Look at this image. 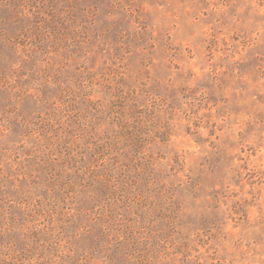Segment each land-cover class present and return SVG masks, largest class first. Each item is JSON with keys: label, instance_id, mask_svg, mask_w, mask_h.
Masks as SVG:
<instances>
[{"label": "rangeland", "instance_id": "374dc122", "mask_svg": "<svg viewBox=\"0 0 264 264\" xmlns=\"http://www.w3.org/2000/svg\"><path fill=\"white\" fill-rule=\"evenodd\" d=\"M0 264H264V0H0Z\"/></svg>", "mask_w": 264, "mask_h": 264}]
</instances>
